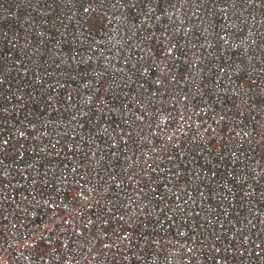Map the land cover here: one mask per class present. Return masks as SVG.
<instances>
[{"label": "built area", "instance_id": "built-area-1", "mask_svg": "<svg viewBox=\"0 0 264 264\" xmlns=\"http://www.w3.org/2000/svg\"><path fill=\"white\" fill-rule=\"evenodd\" d=\"M0 264H264V0H0Z\"/></svg>", "mask_w": 264, "mask_h": 264}]
</instances>
